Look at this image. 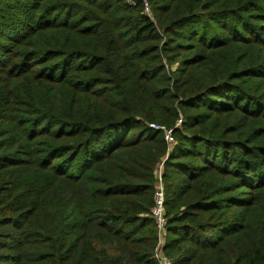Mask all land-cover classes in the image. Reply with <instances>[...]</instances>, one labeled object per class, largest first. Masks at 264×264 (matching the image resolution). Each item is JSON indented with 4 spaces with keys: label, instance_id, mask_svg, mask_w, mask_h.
<instances>
[{
    "label": "trees",
    "instance_id": "trees-1",
    "mask_svg": "<svg viewBox=\"0 0 264 264\" xmlns=\"http://www.w3.org/2000/svg\"><path fill=\"white\" fill-rule=\"evenodd\" d=\"M148 2L0 0V264H162L161 165L170 264H264V0Z\"/></svg>",
    "mask_w": 264,
    "mask_h": 264
},
{
    "label": "built area",
    "instance_id": "built-area-1",
    "mask_svg": "<svg viewBox=\"0 0 264 264\" xmlns=\"http://www.w3.org/2000/svg\"><path fill=\"white\" fill-rule=\"evenodd\" d=\"M127 2L131 6H135L137 4V0H127ZM143 2H144L145 13L151 16L152 11L149 2L147 0H143ZM181 122H182L181 120L178 122L177 127L181 125ZM149 126L154 130L162 131L164 133V139L167 142L169 151H171L176 143V139L174 136V129L168 128L165 125L157 124V123H151ZM161 177H162V165L160 166L159 183L157 185L154 206L151 211V217L153 218V220L157 225L158 237H159V243L156 249V257L160 259L162 264H170V261L162 254V247L163 244L165 243V237L167 233L168 217L166 216V211H165V190Z\"/></svg>",
    "mask_w": 264,
    "mask_h": 264
},
{
    "label": "rangeland",
    "instance_id": "rangeland-1",
    "mask_svg": "<svg viewBox=\"0 0 264 264\" xmlns=\"http://www.w3.org/2000/svg\"><path fill=\"white\" fill-rule=\"evenodd\" d=\"M148 1V0H147Z\"/></svg>",
    "mask_w": 264,
    "mask_h": 264
}]
</instances>
